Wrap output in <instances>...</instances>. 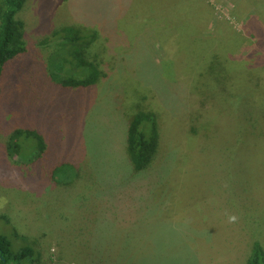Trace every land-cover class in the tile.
Here are the masks:
<instances>
[{"label":"rangeland","instance_id":"374dc122","mask_svg":"<svg viewBox=\"0 0 264 264\" xmlns=\"http://www.w3.org/2000/svg\"><path fill=\"white\" fill-rule=\"evenodd\" d=\"M17 13L26 52L0 78V236L13 251L243 264L264 248V40L256 52L246 33L252 16L264 31V0H27ZM64 27L87 37L67 45ZM77 49L101 71L87 88L52 77L81 66ZM138 111L156 113L161 147L135 173L124 136ZM15 129L34 133L10 152Z\"/></svg>","mask_w":264,"mask_h":264},{"label":"trees","instance_id":"16d2710c","mask_svg":"<svg viewBox=\"0 0 264 264\" xmlns=\"http://www.w3.org/2000/svg\"><path fill=\"white\" fill-rule=\"evenodd\" d=\"M27 0H0V78L2 77L3 70L5 66L11 61L17 59L26 52V42L24 39L25 26L23 20L17 16V12L21 11L25 2ZM249 15H254L249 14ZM257 15V14H255ZM258 16V15H257ZM253 23L247 29L248 36L252 38L251 41L254 43L253 50L260 51L262 49V44L258 45L262 40H264V31L260 26V23L255 21V17L252 16ZM257 26L256 28L253 26ZM251 27V29H250ZM250 29V30H249ZM55 37L63 38L68 34L69 41L66 44H74L78 41H84L87 37L82 33L81 30L72 27H64L60 30L54 31ZM68 54V53H66ZM76 61L81 65L75 71L59 69L52 72V77L54 80L59 82L64 87H79L87 88L94 84L101 75V71L97 65L90 60H87L84 56L83 50L77 49L75 51ZM61 57V55H57ZM62 59V58H61ZM220 59V58H218ZM218 59H215L218 60ZM67 55L65 56V61H67ZM213 62V61H212ZM257 63V62H256ZM61 65V66H60ZM229 69L231 64H227ZM257 65V64H256ZM57 66L63 68V64L57 63ZM212 71L214 69L213 64L209 66ZM52 70V69H51ZM60 72L66 73L65 77L60 76ZM208 72L201 73L202 75ZM235 77H228V81H235ZM215 80V76L211 77ZM207 80V79H206ZM223 84V80L219 81L215 86ZM0 86V94H1ZM224 96L226 101L231 104L232 98L229 96ZM214 124V123H213ZM126 134L124 139L126 141L127 156L129 159V165L133 172L137 173L139 171L146 170L151 163L156 159V155L159 154L161 142H160V132H159V122L158 117L153 111H138L132 116L128 117L126 120ZM24 132L32 134L34 132L24 129H15L9 138L8 145L10 152L17 149V136L22 135ZM39 136V141L42 144V136ZM247 189L242 188L237 190L234 189V195L237 198L238 194L245 193ZM239 198V197H238ZM237 205V204H236ZM2 218V217H1ZM25 260L28 264H37L39 261V253L33 247H23L18 251H13L10 246V242L7 238L0 236V264H11L13 261ZM243 264H264V248L260 242L255 241L251 247L250 254L243 262Z\"/></svg>","mask_w":264,"mask_h":264}]
</instances>
